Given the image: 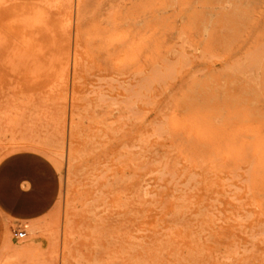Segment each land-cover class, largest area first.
Wrapping results in <instances>:
<instances>
[{"label": "rangeland", "instance_id": "obj_1", "mask_svg": "<svg viewBox=\"0 0 264 264\" xmlns=\"http://www.w3.org/2000/svg\"><path fill=\"white\" fill-rule=\"evenodd\" d=\"M20 152L58 188L0 264H264V0H0Z\"/></svg>", "mask_w": 264, "mask_h": 264}, {"label": "crops", "instance_id": "obj_2", "mask_svg": "<svg viewBox=\"0 0 264 264\" xmlns=\"http://www.w3.org/2000/svg\"><path fill=\"white\" fill-rule=\"evenodd\" d=\"M57 188L54 171L30 152L10 155L0 163V210L8 217L39 215L50 205Z\"/></svg>", "mask_w": 264, "mask_h": 264}, {"label": "built area", "instance_id": "obj_3", "mask_svg": "<svg viewBox=\"0 0 264 264\" xmlns=\"http://www.w3.org/2000/svg\"><path fill=\"white\" fill-rule=\"evenodd\" d=\"M26 234H27V233H26L25 229L18 228V229H16V230L14 231V235H15L16 238H18V239H23V238H25Z\"/></svg>", "mask_w": 264, "mask_h": 264}, {"label": "bare ground", "instance_id": "obj_4", "mask_svg": "<svg viewBox=\"0 0 264 264\" xmlns=\"http://www.w3.org/2000/svg\"><path fill=\"white\" fill-rule=\"evenodd\" d=\"M151 102V101H150ZM229 135V134H228ZM32 152V151H31ZM39 154V153H38ZM253 154V153H252ZM186 193V192H185ZM186 196V195H185ZM179 198V197H178ZM193 198V197H192ZM153 204V203H152ZM217 221V220H216ZM213 231V230H212Z\"/></svg>", "mask_w": 264, "mask_h": 264}]
</instances>
